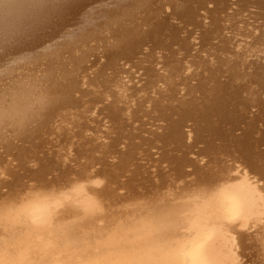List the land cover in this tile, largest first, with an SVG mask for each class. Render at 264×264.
<instances>
[{
	"label": "bare ground",
	"instance_id": "6f19581e",
	"mask_svg": "<svg viewBox=\"0 0 264 264\" xmlns=\"http://www.w3.org/2000/svg\"><path fill=\"white\" fill-rule=\"evenodd\" d=\"M0 264H264V0H0Z\"/></svg>",
	"mask_w": 264,
	"mask_h": 264
},
{
	"label": "rangeland",
	"instance_id": "374dc122",
	"mask_svg": "<svg viewBox=\"0 0 264 264\" xmlns=\"http://www.w3.org/2000/svg\"><path fill=\"white\" fill-rule=\"evenodd\" d=\"M204 227H205V226H204ZM208 228H209V227H207L206 229L204 228V229H205V231H206ZM204 229H203V230H204ZM206 232H207V231H206ZM203 233H204V232H203ZM203 236H204V235H203ZM205 238H207V236H205ZM205 240H206V239H205ZM205 240H204V243H206V241H205ZM216 252H217V251H213V253H210V254H209V256H208L207 254H206V255H204V256H205V257L207 256V258H208V257H211V256H210L211 254H212V255H215L214 253H216ZM206 253H208V252H206ZM216 254H219V252H218V253H216ZM210 259H211V258H210Z\"/></svg>",
	"mask_w": 264,
	"mask_h": 264
}]
</instances>
